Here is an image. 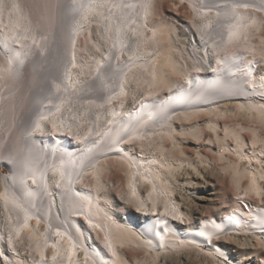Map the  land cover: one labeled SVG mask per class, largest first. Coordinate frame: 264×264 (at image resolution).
I'll return each instance as SVG.
<instances>
[{
  "label": "bare ground",
  "instance_id": "1",
  "mask_svg": "<svg viewBox=\"0 0 264 264\" xmlns=\"http://www.w3.org/2000/svg\"><path fill=\"white\" fill-rule=\"evenodd\" d=\"M156 1L63 0L54 44L34 55L24 53L37 37L34 26L19 5L11 11L0 5L4 43L12 42L11 65L0 64V76L9 72L22 81L27 70L35 80L16 136L4 123L14 89L1 92L0 84V103L2 93L11 96L0 106V167L10 169L0 170V221L7 229L1 239L12 251L2 248L6 264H133L123 247L156 258L199 245L213 257L246 264L229 256L224 242L238 232L264 234V203L246 199L263 192L264 137L243 123H224L220 136L215 118L245 114L264 128V0H178L190 13L183 26L189 48L177 26L154 18ZM99 26L109 53L76 55L82 41L99 49L93 38ZM65 37L74 45L68 59ZM200 117L214 134L207 145L217 142L236 190L247 183L229 211L183 227L189 220L170 176L192 164L179 155L177 135L196 137ZM242 131L250 133L247 151ZM114 166L126 174L125 199L133 210L102 191V176ZM256 244L264 248V239L257 236ZM259 260L264 264V255Z\"/></svg>",
  "mask_w": 264,
  "mask_h": 264
},
{
  "label": "rangeland",
  "instance_id": "2",
  "mask_svg": "<svg viewBox=\"0 0 264 264\" xmlns=\"http://www.w3.org/2000/svg\"><path fill=\"white\" fill-rule=\"evenodd\" d=\"M62 2L63 0H0V5L2 4L3 8L9 9V11H11L13 3L19 5L21 7V11L25 14V19L28 20V22H30V24L35 28V36L37 37H34V40L30 43V46L27 47L28 50L24 52L26 55H34L36 51L41 52L42 50V53H45L44 49L48 46V44L50 47L54 44L57 33L56 30L58 28L57 22L58 18L60 17L58 14L61 12L60 10ZM189 15L190 13L187 7L184 6V3L178 2V0L156 1L154 18H162L166 23L177 26L180 41L187 48L191 46L192 38H190L188 32L183 26L187 23ZM92 23L94 24L95 22L93 21ZM0 24H2L1 19ZM1 27L2 25H0V64L5 62L11 65V63L8 62V55L10 53V46L12 45V42L9 41L8 44L4 43V36ZM103 31L104 30L102 26H99L98 29H95V33H93L94 41L100 43L99 49L93 47L91 42L85 44L82 41L83 48H77L78 50H76V55L86 56L96 55V53H99L103 56L107 55L109 52L107 50V42L104 39ZM198 33V31H195L193 36L196 38V45L198 48L197 50L199 51L198 55L204 57V46L198 37ZM197 37L199 39H197ZM36 39H38V42H36ZM61 43L62 46L65 47L67 54L66 58L68 59L69 56L73 54L72 48L74 45L73 43L71 44V41L68 37L63 38ZM211 57L212 56L209 57L210 63L214 60ZM24 63L25 62H23V64ZM12 66H14V63ZM206 69L209 70L208 66H206ZM11 70H14V67ZM24 71L23 78H21L22 81H16L14 78L11 79L9 72H5V78H3V75H1L2 82L0 84L4 85L3 91L1 92L5 93V90L8 91L10 89H14L10 94H13V100L12 98L9 99L11 96L8 98L6 97L7 94L5 96V94L2 93V98H5V101L6 99H9L10 101L8 100L7 102H10V104H7L4 100L1 102L3 104L5 102L7 105H11L9 106L10 109L7 106L9 112L4 120V123L5 128L10 126V129L8 130L9 133L14 130V136H16V134L23 129L21 127L17 129V124L20 122L18 121V118L26 113L29 104L28 90H31L35 85V80H32V72L27 70ZM130 105L133 106V101H130ZM200 118H198V120L193 123V125H198V127H200L202 130L198 133V135L196 134V137L193 135L185 136L184 134L177 135V140H180L179 144L181 149V152L178 151L179 155L184 156L187 159L190 158L189 160L192 164L179 167L178 170L174 172V176H170V185L174 190V197L180 201V208L182 207L181 209H183L184 213L186 214L183 216L184 219L189 220L187 224L181 223L183 227L184 225H189V223L192 224L197 222L202 216L208 214H220L221 211H229L231 207H233L235 199H237V194L239 192H243L244 186L247 183L246 179H243L241 181L243 187L239 190H236V187L229 176L228 170L225 169V165H227V159H219L217 156V142L213 140L214 142H211L209 146L207 145V141L214 136L213 131L207 128L205 125L207 118ZM215 118L218 124L221 126L219 130L220 136H223L222 128L224 123H227L230 126L237 125V123H243L242 125L258 128L259 132L261 130L260 134L264 137V128L258 122L249 119L245 114H232L229 116L222 115L215 116ZM242 134L244 136V141L247 143V151L252 148L250 143V133L248 131H242ZM227 142L232 145V140L230 138H227ZM165 145L169 147L171 146V142L167 140L165 141ZM261 145L262 144H260L259 147ZM198 152L200 153L201 158H198ZM226 156L229 157V160L235 159V157L231 154ZM244 164L247 166L246 163ZM0 170L3 173L10 174V169L7 167H0ZM102 180L105 186L102 191L108 193L114 203L117 204L119 201H124L128 210L135 209L134 204L130 201L127 202L125 199L124 189L126 174L121 168L117 166L111 167L108 171L104 172ZM261 185L263 188L261 197L250 194L246 196V199L256 203H264V180L261 181ZM115 215L118 218H122V214L118 213L117 211H115ZM180 227L182 226L180 225ZM4 233L5 235L7 234V229L4 222L0 221V264H6L2 254V248L3 252L6 254H10L12 252L9 244H5L1 239V234ZM141 235L144 237L143 234ZM257 236L261 239H264V234H260V232L256 229H254V231L234 233L233 239H227L224 242L226 253L233 257V259H238L239 256L241 258L240 261L243 263L245 262L246 264H261L259 259L264 255V248H260L256 244ZM86 238L88 241L89 236L86 235ZM199 247H201V249H172L169 252L160 254L156 258H152L144 251V249L134 248V246H125L122 248V251L127 255L130 262L133 264H137V261L139 260H142L143 264H232L230 260L226 258L227 256L222 257L220 256L221 254L215 255L214 253L215 257H213L202 250L205 248L203 245H199ZM24 252L25 251L22 253L24 254ZM26 254L29 256V252ZM249 257L252 258L249 259Z\"/></svg>",
  "mask_w": 264,
  "mask_h": 264
},
{
  "label": "snow or ice",
  "instance_id": "3",
  "mask_svg": "<svg viewBox=\"0 0 264 264\" xmlns=\"http://www.w3.org/2000/svg\"><path fill=\"white\" fill-rule=\"evenodd\" d=\"M241 6H242V7H245V8L249 7V5H247V4H245V5H237V7H241ZM57 234L60 235L59 232H57Z\"/></svg>",
  "mask_w": 264,
  "mask_h": 264
}]
</instances>
